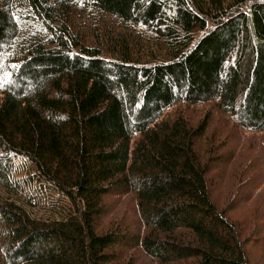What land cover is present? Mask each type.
Segmentation results:
<instances>
[{
	"label": "trees",
	"instance_id": "obj_1",
	"mask_svg": "<svg viewBox=\"0 0 264 264\" xmlns=\"http://www.w3.org/2000/svg\"><path fill=\"white\" fill-rule=\"evenodd\" d=\"M0 264H264V0H0Z\"/></svg>",
	"mask_w": 264,
	"mask_h": 264
},
{
	"label": "rangeland",
	"instance_id": "obj_2",
	"mask_svg": "<svg viewBox=\"0 0 264 264\" xmlns=\"http://www.w3.org/2000/svg\"><path fill=\"white\" fill-rule=\"evenodd\" d=\"M219 125V124H215V127ZM251 141H254L255 140L252 138V136H249V135H244L242 138H241V141H240V145H242L243 143H247L245 145V147H248L249 145H251L252 143H250ZM240 147V146H239ZM261 150L256 148V152H260ZM254 153L253 152L252 154H250V157L254 156ZM247 156V155H246ZM258 163V162H257ZM49 191V190H48ZM48 191H46L44 189V191L42 192L40 190V195L39 197L41 198V201L44 202L47 200V196H51V197H55L54 194H48ZM36 196V195H35ZM61 200V199H60ZM60 201H58L57 203H59ZM46 207L48 208H51V205H45ZM108 206V209H112L113 211H115L117 213V215H114L112 218H114L115 216H117V218H121V219H124V222L125 224L127 225V227H133L137 224V219H138V215H137V212H136V200L132 197V195H125V196H121V197H114L111 201L108 202L107 204ZM27 208V207H26ZM29 209V211H32V212H35L38 213L41 215V214H47V216H51L52 214L50 213L51 210L49 209H45V208H42L40 209V207H37V208H27ZM58 216V215H55V217ZM141 256L139 253H137V257Z\"/></svg>",
	"mask_w": 264,
	"mask_h": 264
}]
</instances>
